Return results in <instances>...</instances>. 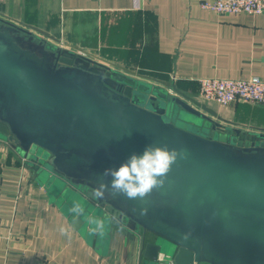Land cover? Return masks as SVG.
<instances>
[{"label":"water","instance_id":"1","mask_svg":"<svg viewBox=\"0 0 264 264\" xmlns=\"http://www.w3.org/2000/svg\"><path fill=\"white\" fill-rule=\"evenodd\" d=\"M33 38L30 29L0 21V137L39 175L51 181L58 174L95 189L101 180L110 182L105 169L148 145L183 153L162 187L143 199L106 192L76 224L100 221L106 206L120 212L157 235L144 242V264H264V133L234 146L229 132L238 130L194 108L187 100L217 116L171 82L148 77L180 96L126 76L118 91L116 68L135 71ZM164 242L173 244V255H165Z\"/></svg>","mask_w":264,"mask_h":264},{"label":"crops","instance_id":"2","mask_svg":"<svg viewBox=\"0 0 264 264\" xmlns=\"http://www.w3.org/2000/svg\"><path fill=\"white\" fill-rule=\"evenodd\" d=\"M201 1L0 0V21L30 29L37 43L121 65L136 74L116 68L120 76L180 96L148 77L171 82L217 116L187 100L194 108L238 130L229 135L234 146L244 147L254 139L251 133H264V104L205 101L198 80L264 79V13H219L202 8ZM23 157L0 137V264H144V242L157 235L109 206L100 221L89 217L76 224L82 212L73 215L74 205L86 209L94 202L95 208L104 198L58 174L50 181ZM61 227L69 234L62 235ZM163 249L173 255V244L164 242Z\"/></svg>","mask_w":264,"mask_h":264},{"label":"clouds","instance_id":"3","mask_svg":"<svg viewBox=\"0 0 264 264\" xmlns=\"http://www.w3.org/2000/svg\"><path fill=\"white\" fill-rule=\"evenodd\" d=\"M183 153L176 149H169L167 146L145 147L141 154L133 153L116 168H108L103 172L104 177H111L110 182L101 180L95 188L93 195L102 199L106 192L116 196H126L128 199H143L153 189L162 187L167 178V173L176 162L178 156ZM83 209L74 205L71 212L79 215ZM147 214V208L141 209V215ZM102 227V223L99 224ZM62 235H68L64 227L59 229Z\"/></svg>","mask_w":264,"mask_h":264},{"label":"built area","instance_id":"4","mask_svg":"<svg viewBox=\"0 0 264 264\" xmlns=\"http://www.w3.org/2000/svg\"><path fill=\"white\" fill-rule=\"evenodd\" d=\"M204 9L219 13L263 14L264 0H202ZM200 96L205 101L227 105L235 101L264 104V79L203 77L198 80ZM23 160H29L24 155ZM170 264H178L174 259Z\"/></svg>","mask_w":264,"mask_h":264},{"label":"flooded vegetation","instance_id":"5","mask_svg":"<svg viewBox=\"0 0 264 264\" xmlns=\"http://www.w3.org/2000/svg\"><path fill=\"white\" fill-rule=\"evenodd\" d=\"M120 76V75H119ZM120 78L122 79L121 81H120V84H117L116 85V87H115V89L116 90H118V91H123L124 90V77H122V76H120ZM137 98L138 99H140L141 98V96H137ZM171 117H172V114L170 113L169 114ZM193 130H195V131H197V132H200L201 134H204V131H202L200 128H196L195 127V129H193ZM82 184V183H81ZM90 188V187H89ZM93 191L95 190V189H93V188H91Z\"/></svg>","mask_w":264,"mask_h":264},{"label":"rangeland","instance_id":"6","mask_svg":"<svg viewBox=\"0 0 264 264\" xmlns=\"http://www.w3.org/2000/svg\"><path fill=\"white\" fill-rule=\"evenodd\" d=\"M117 69H118V68H117ZM122 71H123V70H122ZM188 127H190V128H191V130H192V129H195V127H193V126H188Z\"/></svg>","mask_w":264,"mask_h":264}]
</instances>
